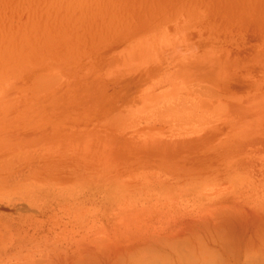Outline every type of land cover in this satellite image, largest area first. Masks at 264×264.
I'll use <instances>...</instances> for the list:
<instances>
[{"label":"rangeland","instance_id":"rangeland-1","mask_svg":"<svg viewBox=\"0 0 264 264\" xmlns=\"http://www.w3.org/2000/svg\"><path fill=\"white\" fill-rule=\"evenodd\" d=\"M0 137V264L263 231L264 0H0Z\"/></svg>","mask_w":264,"mask_h":264},{"label":"bare ground","instance_id":"bare-ground-1","mask_svg":"<svg viewBox=\"0 0 264 264\" xmlns=\"http://www.w3.org/2000/svg\"><path fill=\"white\" fill-rule=\"evenodd\" d=\"M49 3L51 2V0H48ZM37 2V0H36ZM22 4V2H21ZM35 4V3H34ZM28 6V5H27ZM47 6V5H46ZM64 39V38H63ZM221 95V94H219ZM219 95H216V97ZM228 95H226L227 97ZM222 97V95L220 96ZM231 97V96H230ZM241 97V96H240ZM233 98V97H232ZM235 98V97H234ZM231 99V98H230ZM234 100V99H233ZM237 100H238V97H237ZM232 101V100H230ZM240 101V100H239ZM120 116V115H119ZM94 118V117H93ZM114 118V117H111V119ZM124 119V118H123ZM12 125V123L10 124ZM7 127V126H6ZM11 137V136H9ZM1 138V137H0ZM7 138V136L5 137ZM10 140V139H9ZM1 141V140H0ZM6 141V140H5ZM2 144V143H1ZM10 145V144H9ZM243 212V211H242ZM249 213V212H248ZM226 214V213H225ZM230 214V213H229ZM223 215V214H222ZM228 216V215H227ZM243 216V215H242ZM241 216V217H242ZM224 218V217H223ZM243 219V218H242ZM221 220V219H220ZM224 220V219H223ZM228 221H231V220H225V223H227ZM233 221L235 220H232L231 222L227 223V225H211L212 227H209V224H208V227L206 225H203L206 226L208 229H207V233H204V235H202V233L200 234H197V235H202L200 238L198 236H195L196 238V242L193 243L194 241L190 242V238H188L187 236H185V238L187 239V242L185 241L182 242L180 239L178 240L179 243L175 242L174 240L176 239H170L169 242L166 240H163L164 238H162V242H161V239H157L158 241V244H160L161 246L152 244L151 245L149 244L148 246H140L138 249H136L134 252L130 251V253H128L127 255L125 256H120V254L117 256L116 254V258H119V260L117 259L116 260V263H114V259H111L113 260V263L112 264H223V263H227L229 264L230 262H228L229 260H227V258H230L228 256H233L234 254V260L236 261H240L241 262V259L243 260L244 263L242 264H264V237H262V234L264 233V230L263 231H259L261 238L260 240V236H258V238H255L254 235L257 236L256 233H259V232H245L243 233L241 230L240 233L244 234L243 235V238H240L239 240V237L242 235L238 233V230H236L235 228V225L233 224ZM239 221V220H238ZM237 220L235 221L236 224H240V222H238ZM252 223V222H251ZM213 224V223H212ZM219 224V223H218ZM229 224H232V225H229ZM238 224H237V228L238 227ZM245 224V223H244ZM254 224V223H253ZM241 225V224H240ZM239 225V226H240ZM247 225V224H246ZM241 226H245V225H241ZM262 226V225H261ZM200 227V226H199ZM234 227V228H233ZM250 227H253V226H250ZM255 227V226H254ZM195 228V227H194ZM202 228V226L200 227ZM248 228V227H246ZM262 227H260L261 229ZM205 230V228H203ZM235 229V230H234ZM241 229V228H240ZM245 229V228H244ZM252 229V228H250ZM264 229V227L262 228ZM198 230V229H197ZM201 229V232H206ZM256 230H259V229H256ZM194 231H196L194 229ZM247 231V230H246ZM254 231V230H253ZM236 232V233H235ZM262 233V234H261ZM238 234V236H237ZM188 235V234H187ZM264 235V234H263ZM193 236V235H192ZM173 237V236H172ZM171 237V238H172ZM174 238V237H173ZM179 238V237H178ZM182 240H183V236L181 237ZM184 238V240H186ZM194 238V237H193ZM255 238V239H254ZM154 239V238H153ZM190 239V240H188ZM257 239L256 242H254L255 240ZM124 240V239H123ZM148 240V239H147ZM145 240V241H147ZM171 240L175 243H177L176 246H179L180 242H182V244L184 245H180L178 247L174 246L175 244L171 243ZM176 240V241H177ZM149 242H152L150 241V238L148 240ZM155 240H153L154 242ZM260 241V242H258ZM164 242V246L162 245ZM166 242V243H165ZM189 242V243H188ZM235 242V243H234ZM258 242V243H257ZM144 244H146L144 241H143ZM162 243V244H161ZM168 243V244H167ZM172 245H171V244ZM170 244V245H169ZM212 245L211 247L209 245ZM134 245V244H133ZM165 245H167V248L165 247ZM169 245V246H168ZM135 246V245H134ZM136 246V247H138ZM172 246V248L170 247ZM182 246V247H181ZM169 247V249H168ZM87 250V249H86ZM90 250L86 251V252H89ZM120 251V250H118ZM36 252V251H35ZM121 252V251H120ZM128 252V251H127ZM123 253H126L123 251ZM60 254V253H59ZM83 254V253H82ZM86 254V253H84ZM244 256H242V255ZM38 255V254H37ZM89 255V254H88ZM94 255V254H93ZM39 256V255H38ZM114 256V255H113ZM113 256H109L110 258H113ZM242 256V257H241ZM115 257V256H114ZM227 257V258H226ZM34 258V257H33ZM85 258H89L91 260L92 263H94L95 261V258H96V261H99L100 260H97V257L95 256V258L92 257V254L91 256H87ZM99 258V257H98ZM107 258V257H105ZM109 258V259H110ZM244 258V259H243ZM27 259V258H26ZM25 259V260H26ZM71 261L69 264H92L90 263V261L88 262H82L80 260H76V256L73 255L71 257ZM94 259V260H93ZM100 259V258H99ZM19 260V259H18ZM31 260V259H30ZM29 260V261H30ZM40 260V259H39ZM45 260V259H44ZM93 260V261H92ZM102 260V259H101ZM35 261V260H34ZM38 261V260H37ZM35 261V262H37ZM53 261V260H52ZM112 262V261H111ZM38 263V262H37ZM40 263V262H39ZM42 263V262H41ZM94 263V264H95ZM110 263V262H109ZM235 263V262H234ZM26 264V263H25ZM32 264V262H31ZM34 264V263H33ZM45 264V263H44ZM106 264V263H105ZM111 264V263H110ZM233 264V263H232Z\"/></svg>","mask_w":264,"mask_h":264}]
</instances>
